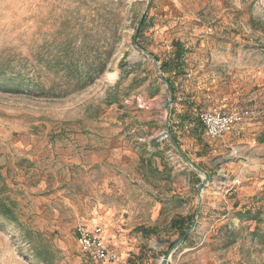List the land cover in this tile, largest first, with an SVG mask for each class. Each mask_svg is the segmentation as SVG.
<instances>
[{"label":"rangeland","instance_id":"obj_1","mask_svg":"<svg viewBox=\"0 0 264 264\" xmlns=\"http://www.w3.org/2000/svg\"><path fill=\"white\" fill-rule=\"evenodd\" d=\"M145 11L144 50L163 61L174 41L186 49L169 109L154 61L132 44ZM70 61L95 82L60 97L0 86V196L18 219L0 215V264H46L36 248L51 264H97L78 252V220L104 227L115 264H161L179 237L171 220L200 202L171 264H264V0H0V67L50 87ZM213 106L252 119L199 138L195 120ZM168 114L201 171L161 137Z\"/></svg>","mask_w":264,"mask_h":264},{"label":"trees","instance_id":"obj_2","mask_svg":"<svg viewBox=\"0 0 264 264\" xmlns=\"http://www.w3.org/2000/svg\"><path fill=\"white\" fill-rule=\"evenodd\" d=\"M145 19H146V14L144 19L142 20V25L145 24ZM173 46L175 48L174 53L168 59L161 61L157 55L154 56L158 61H161L160 69L162 75L170 82L173 90V96H175V81L172 79V76L177 77L182 73L186 49L179 40L174 41ZM96 63L99 64V66L101 67V71L104 72L106 69V62H104L102 59H98V62ZM60 64H61L60 61H57L54 65H52V63L49 61L47 62V66L49 67V69H51L53 66H59ZM72 64L73 63H71V61L65 64L68 67L67 72L70 76H68L66 79L53 80L51 82L50 87H45L42 84V82H40V80H36L34 77H30L31 71H26L24 73H17L14 70L10 71L8 69L9 68L8 66L4 67V69L3 66H1L0 76L4 75V79H2V81L0 82V86H2L5 89H11L15 91H27L29 93H32L35 90L37 91L38 89H40L41 94L60 97L72 92H77L79 90H82L95 82V78L93 76V72L95 70L94 68L88 71V75L82 76L81 70L73 69L71 67ZM38 72L39 71H35V73L39 74ZM7 74H10L11 77L7 76ZM14 77H18V79ZM170 130L171 133L173 134L174 139L178 143V139L175 133V126L173 125V123H170ZM193 131L197 133L198 137L200 138V135L203 132V127L201 125V122L197 123V121L195 120ZM247 214H249V212L245 213V215ZM0 215H2L5 219L13 223L18 222V219L15 216L14 209L9 206L5 198L2 196H0ZM193 220H194V214L185 217L184 216L175 217L171 220L170 228L178 231L180 237L185 233L186 229L191 225ZM140 231L144 232L145 234L156 232L154 229H148L145 227H141ZM188 239L189 237L186 239V242L188 241ZM173 243L174 241L169 245V248L172 246ZM34 252L36 254L43 255L41 259L42 262H45L46 264H51L52 261L49 255L45 251L36 248Z\"/></svg>","mask_w":264,"mask_h":264},{"label":"built area","instance_id":"obj_3","mask_svg":"<svg viewBox=\"0 0 264 264\" xmlns=\"http://www.w3.org/2000/svg\"><path fill=\"white\" fill-rule=\"evenodd\" d=\"M199 118L206 138L219 140L227 134L245 130L252 119V112L248 109L231 111L213 106L201 113ZM104 231L101 224L78 220L74 227L78 252L94 263L115 264L121 255L118 248L105 237Z\"/></svg>","mask_w":264,"mask_h":264},{"label":"water","instance_id":"obj_4","mask_svg":"<svg viewBox=\"0 0 264 264\" xmlns=\"http://www.w3.org/2000/svg\"><path fill=\"white\" fill-rule=\"evenodd\" d=\"M146 11L142 15L141 20L139 21V23H138V25L136 27L135 33H134L133 38H132V44H133L134 47L139 49L145 56L150 57L154 61L155 65L157 67L159 78L164 83V85L166 86L168 100H167V102L165 104V108L169 109L171 101H172V98H173L172 86H171L170 82L162 75V72H161V69H160V62L155 58V56L153 54L149 53L148 51H146L142 47H140V45L138 44V41H137V37H138V34L140 32V27L142 25V20L145 17ZM161 137H165V138L169 139V141L172 143V145L174 146L176 151L185 160V162L187 164H189L191 167H194L195 169H198L199 171H201V169L198 168L195 165V163L181 150V148L179 147L178 143L174 139L173 134L171 133V130H170L169 114H168L167 118L165 119V128H164V131L162 132ZM205 186H206L205 182H202L199 185L198 191H199L200 196H202V192L204 191ZM200 208H201V202L199 203V205L197 207V210H196V213H195V217H194V221L186 229L185 233L182 236L178 237L174 241V243L167 250L165 255L160 257L161 264H170L172 256L174 255V253L186 242V239L193 232V230L195 229V226H196V219L198 218L199 213H200Z\"/></svg>","mask_w":264,"mask_h":264},{"label":"crops","instance_id":"obj_5","mask_svg":"<svg viewBox=\"0 0 264 264\" xmlns=\"http://www.w3.org/2000/svg\"><path fill=\"white\" fill-rule=\"evenodd\" d=\"M256 140V138H254V139H251L250 140V143H249V145H248V147L250 148V151L251 150H253V153L254 154H257L258 155V152L260 151V150H262V148H263V145H261L259 142H257V141H255ZM104 233H105V231H104ZM105 237H106V233H105ZM107 238V237H106ZM108 239V238H107ZM109 240V239H108ZM98 264V263H97Z\"/></svg>","mask_w":264,"mask_h":264},{"label":"bare ground","instance_id":"obj_6","mask_svg":"<svg viewBox=\"0 0 264 264\" xmlns=\"http://www.w3.org/2000/svg\"><path fill=\"white\" fill-rule=\"evenodd\" d=\"M160 262H161V259H160Z\"/></svg>","mask_w":264,"mask_h":264}]
</instances>
